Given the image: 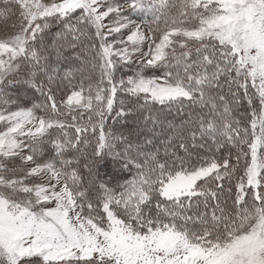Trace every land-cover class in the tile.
I'll return each instance as SVG.
<instances>
[{
	"label": "snow or ice",
	"instance_id": "obj_1",
	"mask_svg": "<svg viewBox=\"0 0 264 264\" xmlns=\"http://www.w3.org/2000/svg\"><path fill=\"white\" fill-rule=\"evenodd\" d=\"M0 122V264H264V0H0Z\"/></svg>",
	"mask_w": 264,
	"mask_h": 264
},
{
	"label": "trees",
	"instance_id": "obj_2",
	"mask_svg": "<svg viewBox=\"0 0 264 264\" xmlns=\"http://www.w3.org/2000/svg\"><path fill=\"white\" fill-rule=\"evenodd\" d=\"M53 31H55V28L53 29ZM53 61H55V57L53 56ZM139 67L138 64H134L131 67H121L118 72H117V78H127V76L129 75H134L135 73V69ZM159 75V73H156L154 70H145V75ZM87 78H91L93 79V81H95L96 79L99 78V71H95L93 73H91V76L88 77L86 75V79ZM53 87H55V85H53ZM9 94L13 95L14 97H20L22 98V100L24 101V104H22L21 106H27L29 108L32 107L33 104H39L43 101V96H41L38 92H35L34 89H32L27 83L23 82V79L18 80L17 82H15L14 84L9 86ZM57 95V99L59 100L60 97L63 95V91H62V86L61 89H58L56 92ZM123 98L122 94L118 92L117 94V102ZM118 106V105H117ZM36 114L37 115H44L43 110H36ZM111 126L112 129H117L120 128L121 125L119 123H113L111 121V119H109L108 123L105 125L106 129ZM56 129H52L50 130V134L51 133H55ZM53 138H55L53 136ZM37 158H43V159H51V145L49 143V140L47 137H45L44 139V144L42 146L41 151L38 153ZM134 171V170H133ZM112 173H116L117 175H119L121 178H131V175L129 172L127 171H123V172H119L118 171V166L115 165L113 163V161L111 159H108L105 161L103 168H102V175L104 174H112ZM121 182H126L123 179L121 180ZM230 203V202H229Z\"/></svg>",
	"mask_w": 264,
	"mask_h": 264
},
{
	"label": "rangeland",
	"instance_id": "obj_3",
	"mask_svg": "<svg viewBox=\"0 0 264 264\" xmlns=\"http://www.w3.org/2000/svg\"><path fill=\"white\" fill-rule=\"evenodd\" d=\"M138 64V63H137ZM139 65V64H138ZM5 129V124L3 122H0V131H3ZM16 160H19V158H15ZM38 162H47L50 159H43V158H37ZM38 183H47V177L45 176L42 180L40 178H33Z\"/></svg>",
	"mask_w": 264,
	"mask_h": 264
}]
</instances>
